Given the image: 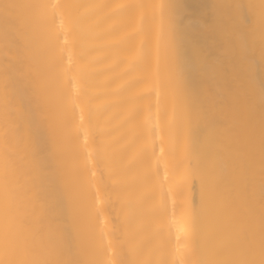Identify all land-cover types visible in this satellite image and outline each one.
Returning a JSON list of instances; mask_svg holds the SVG:
<instances>
[{"label":"bare ground","instance_id":"bare-ground-1","mask_svg":"<svg viewBox=\"0 0 264 264\" xmlns=\"http://www.w3.org/2000/svg\"><path fill=\"white\" fill-rule=\"evenodd\" d=\"M173 2L0 0V210L10 197L28 240L4 258L176 264L185 245L203 255L213 238L218 258L259 253L264 37L259 24L241 41L213 26L216 5L238 0H182L186 27L174 32ZM37 107L40 168L29 151Z\"/></svg>","mask_w":264,"mask_h":264},{"label":"snow or ice","instance_id":"snow-or-ice-1","mask_svg":"<svg viewBox=\"0 0 264 264\" xmlns=\"http://www.w3.org/2000/svg\"><path fill=\"white\" fill-rule=\"evenodd\" d=\"M17 7H33L8 4L5 5L6 9ZM54 7L59 8L57 3ZM118 7H126L125 5H118ZM139 7H143L140 5ZM163 7V5H161ZM171 9L170 14V28L177 33H182L185 29V20L187 19V12L182 0H174L168 6ZM219 16L213 21V26L223 32L225 37L232 41H241L246 34L251 35L255 31L256 24H259L261 36L264 37V0H248L244 2H234L231 4L216 5ZM251 14L252 19H249ZM258 13V15H257ZM21 85L23 88L24 97L31 95V88L27 82L24 74H21ZM44 122L43 114L37 109L31 111L28 121L31 130L29 151L33 158V162L37 168L41 167L43 153L45 151V136H44ZM50 176L53 183V193L55 192V167L50 169ZM218 182L216 175L215 164H211L207 173L201 178L202 185L207 189L211 188L213 182ZM264 198V193H262ZM203 207V200H202ZM13 215L10 197L8 198L7 205L3 210H0V222L3 227H0V264H50L49 261L44 260H17L9 257L14 249L24 247L28 244L27 239L21 238L16 229L12 225ZM57 232L58 242H63L66 237L63 229L59 224L55 225ZM218 247L215 239L209 240V249L207 253L201 255L197 248H190L185 245L186 258L180 259L176 264H264V242L261 243L259 253L257 254L254 248H247L239 259H222L216 255V248ZM57 264H64V262H57Z\"/></svg>","mask_w":264,"mask_h":264}]
</instances>
